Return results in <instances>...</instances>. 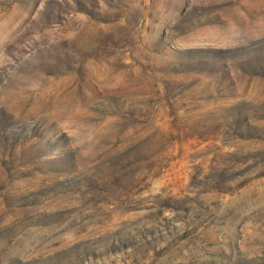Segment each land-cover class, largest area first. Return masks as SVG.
<instances>
[{
	"label": "rangeland",
	"instance_id": "rangeland-1",
	"mask_svg": "<svg viewBox=\"0 0 264 264\" xmlns=\"http://www.w3.org/2000/svg\"><path fill=\"white\" fill-rule=\"evenodd\" d=\"M0 264H264V0H0Z\"/></svg>",
	"mask_w": 264,
	"mask_h": 264
}]
</instances>
